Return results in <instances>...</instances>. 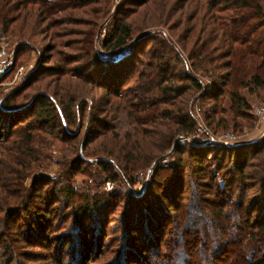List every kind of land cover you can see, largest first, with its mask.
Wrapping results in <instances>:
<instances>
[{
    "label": "trees",
    "instance_id": "1",
    "mask_svg": "<svg viewBox=\"0 0 264 264\" xmlns=\"http://www.w3.org/2000/svg\"><path fill=\"white\" fill-rule=\"evenodd\" d=\"M100 1L0 0V33L18 39L13 46L15 66L0 79V112L6 115L0 123L4 151L0 157L17 162L12 168L0 158V164L7 167H0V175L16 178L9 180L12 186H1L0 176V188H12L11 197L17 200L10 208L14 211L10 218L26 213L22 226L17 224L20 218L14 225H5L15 232L11 243L0 234V264H25L21 257L26 261L34 258L38 264H264V135L257 141L231 146L180 142L204 124L214 135L230 131L228 113L233 115L234 129L256 127L253 104L242 90L255 95L264 88V0H192L196 5H188L186 10L192 9L195 15L186 20V13L178 29L171 26V36L152 30L162 34L163 40L142 50V58L136 62L133 55L139 47L129 45L134 23L127 18L141 9L149 13L153 6L152 0H129L131 8L120 9L102 46L112 53L130 48V55L118 62L101 57L97 65L88 68L96 78L93 83H102L98 87L106 91L108 110L101 103L91 111L86 99L78 103L70 91L60 109L55 98L41 88L42 80L58 77L59 66L40 70L37 63L24 81L10 91L3 89L9 77L24 66L20 58L36 53L33 37L38 26L43 27L42 33L53 32L48 49L56 51L62 45L58 39L63 33L54 29L67 17L89 15L95 11L92 5L98 4L100 12L103 6L108 7L98 18L111 13L114 1ZM75 18L82 20L77 14ZM151 21L143 18L141 25L154 27ZM93 25L95 30L82 42L89 46L83 54L96 51L100 26L97 22ZM139 44L144 45L143 39ZM183 65L187 72L180 70ZM31 73L34 76L30 77ZM25 103L29 105L27 113L26 106H21ZM108 112L120 130L121 116L130 128L118 150L101 142L95 154L83 155L85 151L79 146V156L73 153V160L68 156L69 148H62L60 159L51 156L49 149L56 148V140L76 141L79 134L71 128L78 130L82 119L85 122L90 114ZM58 127L66 137L55 134ZM170 153L175 157L172 163L159 165ZM90 159L98 166L97 181L101 180L94 182L99 189L95 196L90 184L76 185L78 177L94 179ZM190 160L199 162L196 170L180 176L179 168L173 179L160 180L159 173L176 170ZM150 168H155V174L146 194L128 195V204L133 206L122 213L125 194L106 192L104 184L123 183L125 179L135 185L137 174ZM42 184V189L58 194L60 208L52 209L50 201L43 202ZM14 187L19 191L14 192ZM196 200L200 206L194 215ZM10 201L0 198V207ZM36 201L43 204H33ZM61 210L65 224L54 225L45 219ZM121 213L126 221L118 226L123 238H113L112 222L108 221Z\"/></svg>",
    "mask_w": 264,
    "mask_h": 264
},
{
    "label": "rangeland",
    "instance_id": "2",
    "mask_svg": "<svg viewBox=\"0 0 264 264\" xmlns=\"http://www.w3.org/2000/svg\"><path fill=\"white\" fill-rule=\"evenodd\" d=\"M103 1H106V0H101L100 2H103ZM113 1H114L113 2L114 5L112 6L111 13L105 16L104 18H101V17L98 18V16H103L108 10V7L103 6L102 7L103 12H100L99 4L92 5L93 8H95V11H93V13L89 15H84L82 13H79V14L74 13V15H72L71 17H67V19L65 20V23H63L62 25H59V27L54 29L57 32L60 31L63 33L62 35L59 32L62 35V37L58 39V42L59 44H62V45L59 46L56 51L54 50L50 51V49H48L49 39L53 32L42 33L43 27L38 26L37 27L38 30H35L34 37H33L34 38L33 43L35 44V48L37 50L36 53L31 54L26 57H21L19 60L21 62L20 64L25 66L26 73L29 72L30 69L32 72L35 66L38 65L37 63L40 64L39 65L40 70L46 69L51 66H55V67L59 66L60 71H59L58 77L57 76L52 77V78L48 77L46 80H42L41 88H43L44 91L47 90L53 96V98H55L57 106H59L60 109L62 110H63L62 102L64 101L66 97L65 93L69 91L72 92V97L76 98L78 100V103L86 99V102L90 103L91 111L93 110L95 106H98L101 103L104 109L106 110L110 109V100L106 96V93H105L106 91L98 87V86H103L102 83L98 85H95V83H93V81H95L96 78H93L92 77L93 75H90L91 71L88 68L97 65L96 61L101 60L100 58L103 55H107L106 59L112 60V62H118L124 57H127L130 55V48H127L123 51H122L123 49L122 48L121 51H116L112 53V52L105 51L102 46V43L108 38L110 32L112 31L113 25H115L116 23L115 21L118 18L120 9L123 7L131 8L129 0H113ZM188 5H196V4L193 3L192 0H189V1L188 0H152L151 6H153V9H151L149 13H143V9H141L138 11V13H134L128 16L127 19L129 18L132 19L134 23L133 39L130 41L129 45L131 44V46L135 48L139 47L137 49V54L134 53L133 55V60L135 62L137 61L138 58H142L140 55L143 52L142 50L147 51L149 48L154 47L155 46L154 44L156 42L163 40L162 34L155 33L152 30H158V31L162 30L164 31L165 35H168V34L170 35L171 33L169 29L171 26L173 27L177 25L176 26L177 29L182 27L183 20L186 16V13H187L186 20H188L189 18H192L195 15L192 9L186 10V7ZM183 12H185V15H182ZM75 14L79 15L80 18H82V20L76 19ZM62 15L63 13L59 14V16H62ZM64 16H67V15H64ZM143 18L152 20L151 23L154 25V27L147 26L145 24L141 25ZM123 19L124 21L127 20L125 19L124 14H123ZM136 21H139L140 24L137 23ZM96 22H97V27L100 26V33L97 39L96 51H93L92 54H83L82 52H86L89 46L88 45L84 46L82 42L84 41V38L86 36L90 35L92 30H95V27L93 24H95ZM186 26H187V23H186ZM182 30L183 29L181 28V31ZM142 39H143L144 45L140 46L139 41ZM17 40L18 39L14 38L13 36L0 33V44H2L3 47L8 48L9 54L14 53L15 48H13V46L17 43ZM70 47L76 50L78 53L74 54V51H72ZM39 52L40 53L42 52V53L39 54ZM57 52H61V54H57ZM64 61H66L65 64H63ZM59 62L60 64L58 65L57 63ZM180 70L183 72H187L184 65L180 68ZM34 74H32L30 77L34 76ZM14 77H15V73L13 75V78L9 77V80L6 81V83H4L3 89H7V91H10L14 88V86L21 83L19 82L17 84H12L13 80L11 79H14ZM215 81L216 80H213L214 83H216ZM38 85H40V82L38 83ZM7 91L3 90V92H7ZM242 92H243L242 94L247 97V99L251 102V104H253L252 110H254L255 108L264 107V88L260 89L258 93L255 95H248V93H246L247 89L242 90ZM1 94L2 93L0 91V96ZM69 97L70 96H67L66 98H69ZM27 105L28 103L21 105L22 107L26 106L25 107L26 113L27 111H29V107H28L29 105L28 106ZM22 107H19V108H22ZM194 113L196 114L197 119L202 121V118L198 115L196 110H194ZM226 116L231 126V130L226 131L225 133L214 135L204 123L203 124L205 126L200 125L199 128L204 127L209 130L208 136L212 138V139H209L212 143H223V145L231 146V145H237V144H246L251 141H257L263 137L264 133H261L260 131H258L256 127H255L256 129L254 127L250 128L248 126L240 128V129L239 128L234 129L233 124H232L233 115L231 113H228ZM125 118L126 117L124 116H121L119 118L120 119L119 122H121V130H120L118 124L112 121L111 115L109 114V112L105 115L104 114L99 115V113L90 114L89 118L85 122L83 119L81 120L82 124L78 130L75 127L71 128L74 130V133L79 134L78 138L76 136V139H75L76 141H74L73 139L56 140V142L54 141L56 148L55 149L50 148L49 152L51 156L57 157L60 159L61 156L63 155L62 148H69L68 156L71 158V160H73L74 158L73 153L79 156V153H78L79 146L81 150L85 151V152H81V154L86 155V156L88 152L92 153L93 151L94 154L97 153L101 146L100 144L101 142L110 145L111 150L114 148L118 150L119 146H123L122 145V140H124L123 136L128 130H130V128L127 125V122L125 121ZM4 120H6V115L4 116L3 113L0 112V123ZM15 124L17 123L15 122ZM2 125L7 127L5 123H2ZM23 125L24 126L26 125L25 121L23 122ZM262 127L264 129V125ZM6 129H9V128H6ZM6 129H4L3 131L5 132ZM55 134H58V135L63 134L59 137H66L65 133L59 127L55 130ZM89 135L91 136L89 137ZM183 139L180 140V142L182 143L188 142ZM75 142H78L77 148H74ZM89 142L90 144H88ZM43 148L44 150L48 149V147H43ZM0 153H4V151L2 150V147H0ZM163 155H160V153H157V156L161 157ZM101 156H104V158L108 157L107 155H104V154H101ZM29 157L30 156H28L27 158L29 159ZM173 157H174V153H170L169 155H166V157L160 160L159 165L169 166L174 160ZM0 158L5 160V162L11 165L12 168L17 167V162L13 163L6 158H3V157H0ZM87 160L88 159L85 158V161L88 163ZM90 164L92 168L94 169L93 171L95 174L94 179L88 181V180H84L83 179L84 177H78L76 181V185L81 186L83 185L84 182L86 184H90L91 185L90 192L92 196H95L96 192L99 189L96 187L94 182H101V180L97 181L99 170L97 171L98 166L95 160L90 159ZM198 165H199V162H196V161L190 160L187 162H183V165L178 166L176 170L162 171L161 173H159L160 180L171 179V178L173 179L175 174L177 173L179 174V170H178L179 168H180V176L184 171H186L187 173H190L191 170H196ZM0 167H2L4 170H6L7 168L3 163L0 164ZM87 168H89V163L87 165ZM102 172L103 170H101V173ZM154 174H155V168L154 169L150 168V169L140 171L137 174L135 178V182H136L135 185L128 184L125 179L122 180L123 183H114L115 189L113 191L119 190L125 194V196L122 198V201L124 200L122 203V207H123L122 213L124 212L126 207L133 206L132 204L131 205L128 204L127 196L128 195L136 196V197L144 196L146 194V188L153 181ZM0 176L3 179L1 186H12L13 183H11V181L9 180L16 178V175L12 176L11 174H3ZM138 176H142L143 180H138ZM4 179L8 180L9 183H6ZM105 185L106 184H104V187L102 189L108 192L105 188ZM40 186H41L40 187L41 191H44L42 193L43 202L50 201L51 202L50 204L52 205V209L60 208L58 206L60 202L58 194L54 196L50 191H48V189L46 188L42 189L43 184ZM13 190L14 192L19 191V189H17L16 187H14ZM142 190L144 191L142 192ZM11 191H12V188H9V187L7 188V190L0 188V195H1L0 198L6 199V201L8 198L9 200H11L7 204H3V206L0 207V234L4 236L5 241L8 243H11L15 232L12 229L11 230L5 229L6 228L5 225L6 224L14 225L16 223V220L20 218L17 224L18 226H22L24 224L23 217L26 216V213H15V215H13L12 218H10V214L14 212L12 211L13 209H10V208L18 204L16 203L17 200L14 197H11V195L13 194V192ZM255 192L257 191H251L252 194H255ZM154 196L155 194L152 195L149 200L150 201L153 200ZM140 201L141 199L138 200V202ZM40 202L41 201H36L33 204H43ZM118 203H120V200H118ZM194 203L196 207H195V210L193 211V214L196 215L197 213H199L198 208L200 206V201L196 200L194 201ZM143 204L146 205V201H143ZM4 207H8V208H4ZM135 208H137V206ZM122 213L119 216L113 217L111 221H108V222H112L111 235L113 236V238H123V234L121 232L122 229L118 227V226L123 225L126 222ZM44 215L45 214H43L42 216ZM37 219L40 222L44 221L41 218H37ZM45 219L54 225H59L61 223L65 224L62 210L56 213H53L51 215L50 214L47 215ZM87 223L89 224L90 221H87ZM72 234H75V232ZM29 252L40 253V251H36L33 249H30ZM74 259L75 258H72V260ZM21 260L25 264H38V263L33 262L34 258H32L31 261H26L24 257H21ZM71 264H74V261H72ZM99 264H103V263H99Z\"/></svg>",
    "mask_w": 264,
    "mask_h": 264
},
{
    "label": "built area",
    "instance_id": "3",
    "mask_svg": "<svg viewBox=\"0 0 264 264\" xmlns=\"http://www.w3.org/2000/svg\"><path fill=\"white\" fill-rule=\"evenodd\" d=\"M15 52V50H14ZM103 59L107 58V55L102 56ZM15 66V56L14 53H10L8 51V48H5L0 44V79L5 78L8 76L12 68ZM25 66H22L17 69L15 72V77L12 81V84H17L19 82L24 81L26 76L31 72V69L29 72H25ZM253 114L256 117V128L261 133H264L263 125L264 123V107L262 108H255L253 110ZM255 128V129H256ZM209 130L207 128H199L193 136L189 138H182L185 141H190L195 144H204V143H212L209 139H212L210 136H208ZM203 137V138H201ZM181 139V140H182ZM138 180H143L142 176H138ZM105 188L108 192H111L115 189V184L112 182H107L105 185Z\"/></svg>",
    "mask_w": 264,
    "mask_h": 264
}]
</instances>
